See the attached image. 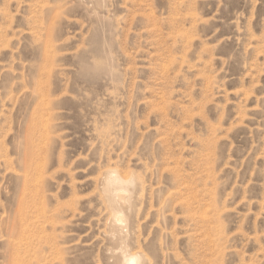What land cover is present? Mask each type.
I'll return each instance as SVG.
<instances>
[{
	"label": "rangeland",
	"instance_id": "obj_1",
	"mask_svg": "<svg viewBox=\"0 0 264 264\" xmlns=\"http://www.w3.org/2000/svg\"><path fill=\"white\" fill-rule=\"evenodd\" d=\"M128 253L264 264V0H0V264Z\"/></svg>",
	"mask_w": 264,
	"mask_h": 264
},
{
	"label": "bare ground",
	"instance_id": "obj_2",
	"mask_svg": "<svg viewBox=\"0 0 264 264\" xmlns=\"http://www.w3.org/2000/svg\"><path fill=\"white\" fill-rule=\"evenodd\" d=\"M105 182V181H104ZM127 184V182L125 180H122L119 178V176L117 175L116 172H108L107 174V179H106V189H107V192L110 194V197L112 199H119V200H127L126 199V190H125V193L122 192V193H119V194H115L113 195V191L117 188H119V190L123 189L124 190V186ZM105 187V186H104ZM118 190V189H117ZM105 192V191H104ZM106 192V193H107ZM120 192V191H119ZM128 192V190H127ZM127 194V193H126ZM121 202V201H120ZM128 204V203H127ZM122 205V204H121ZM124 205V204H123ZM113 207V206H112ZM113 209V208H112ZM117 210V209H116ZM116 212V211H114ZM123 212V211H122ZM115 214V213H114ZM119 214V213H117ZM123 217L124 216H117L115 219V222L116 224L119 225V227L121 226L122 227V224H123ZM113 220V218H112ZM113 224V223H112ZM115 224V225H116ZM117 230V229H116ZM129 254V253H128ZM142 258V257H141ZM140 256L139 255H124V262L126 264H137L140 262ZM142 263V262H141Z\"/></svg>",
	"mask_w": 264,
	"mask_h": 264
}]
</instances>
